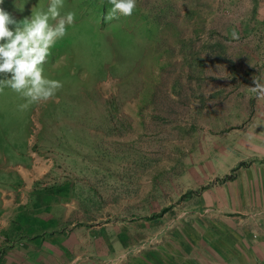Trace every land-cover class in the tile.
<instances>
[{"label": "rangeland", "instance_id": "374dc122", "mask_svg": "<svg viewBox=\"0 0 264 264\" xmlns=\"http://www.w3.org/2000/svg\"><path fill=\"white\" fill-rule=\"evenodd\" d=\"M64 3L76 20L45 64L63 88L27 110L0 92V202L19 208L0 261L211 264L230 232L257 239L264 0H137L113 20L109 0Z\"/></svg>", "mask_w": 264, "mask_h": 264}, {"label": "clouds", "instance_id": "9594fccd", "mask_svg": "<svg viewBox=\"0 0 264 264\" xmlns=\"http://www.w3.org/2000/svg\"><path fill=\"white\" fill-rule=\"evenodd\" d=\"M109 3L106 20L131 16L137 7V0ZM3 4L4 0H0V92L9 88L19 94L24 103L18 107L27 110L53 99L63 88L62 80L46 74L45 64L58 41L74 25L76 13L69 10L62 14L64 0H49L46 6L17 19ZM232 37L238 39V34L233 31ZM250 91L264 95V83L254 77Z\"/></svg>", "mask_w": 264, "mask_h": 264}, {"label": "crops", "instance_id": "0c3cea01", "mask_svg": "<svg viewBox=\"0 0 264 264\" xmlns=\"http://www.w3.org/2000/svg\"><path fill=\"white\" fill-rule=\"evenodd\" d=\"M257 189L252 190L255 200L254 204L258 210L264 211V178L258 179ZM0 191H2L0 189ZM0 202V231L4 234L7 232L8 226L7 221L10 216L13 215L11 211L10 216L7 211V205L9 200L1 196ZM251 206L248 208L250 209ZM19 209V208H17ZM14 214H19L17 211ZM246 209V208H244ZM9 217V218H8ZM15 219V217L13 218ZM264 221V220H263ZM231 242L228 244V248L225 250V256L221 255L220 258H216L215 260L209 259L207 262L211 264H260L264 263V227L261 226L260 233L257 239H251L249 235L245 237L240 232H230ZM252 241V242H251ZM9 251L6 255V259H2L0 264H40V263H27L25 259L22 257H18V253L15 252V249L8 248ZM19 251V250H18ZM12 252V253H11ZM20 253V252H19ZM202 263V261H201Z\"/></svg>", "mask_w": 264, "mask_h": 264}]
</instances>
